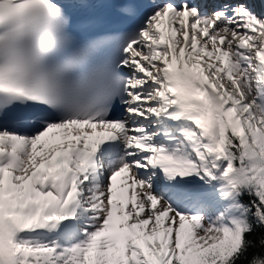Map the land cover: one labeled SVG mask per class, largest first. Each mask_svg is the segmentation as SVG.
Masks as SVG:
<instances>
[{
  "label": "snow or ice",
  "instance_id": "1",
  "mask_svg": "<svg viewBox=\"0 0 264 264\" xmlns=\"http://www.w3.org/2000/svg\"><path fill=\"white\" fill-rule=\"evenodd\" d=\"M258 247L264 0H0V264Z\"/></svg>",
  "mask_w": 264,
  "mask_h": 264
},
{
  "label": "trees",
  "instance_id": "2",
  "mask_svg": "<svg viewBox=\"0 0 264 264\" xmlns=\"http://www.w3.org/2000/svg\"><path fill=\"white\" fill-rule=\"evenodd\" d=\"M254 252H260V253L264 254V249H261L259 247L255 248V249H250L249 255L251 256V254Z\"/></svg>",
  "mask_w": 264,
  "mask_h": 264
}]
</instances>
